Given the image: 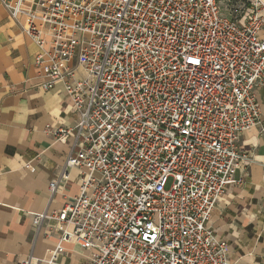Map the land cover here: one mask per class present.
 Masks as SVG:
<instances>
[{
    "label": "built area",
    "instance_id": "1",
    "mask_svg": "<svg viewBox=\"0 0 264 264\" xmlns=\"http://www.w3.org/2000/svg\"><path fill=\"white\" fill-rule=\"evenodd\" d=\"M31 2L3 5L43 49L41 87L61 79L77 116L46 125L55 141L74 138L48 191L75 166L81 182L32 220L58 225L47 260L15 264H54L65 241L89 251L80 264H231L209 219L237 182L243 131L261 121L264 0Z\"/></svg>",
    "mask_w": 264,
    "mask_h": 264
},
{
    "label": "crops",
    "instance_id": "2",
    "mask_svg": "<svg viewBox=\"0 0 264 264\" xmlns=\"http://www.w3.org/2000/svg\"><path fill=\"white\" fill-rule=\"evenodd\" d=\"M3 1L0 0V264H15L27 254L47 260L59 241L58 225L46 221L36 228L32 220L37 212L56 210L65 199L75 196L81 180L75 166L69 169L68 179L59 185L55 195L49 194L48 183L60 172L74 138L55 141L46 125L72 127L77 116L61 79L51 89L41 87L43 71L34 57L43 49L23 31L26 15L13 17ZM31 1L24 0V5L33 8ZM43 37L46 48L48 36ZM69 64L76 78L85 75L75 59ZM255 95L261 121L243 131L238 150L244 159L233 173L237 182L218 198L209 219L231 264H264V86H258ZM62 246L54 264L88 260L89 251L78 243L65 241Z\"/></svg>",
    "mask_w": 264,
    "mask_h": 264
}]
</instances>
